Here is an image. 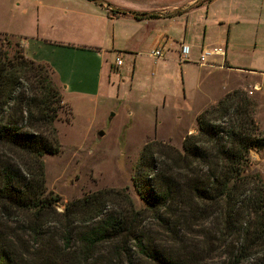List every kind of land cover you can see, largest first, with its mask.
<instances>
[{
    "label": "rangeland",
    "instance_id": "obj_1",
    "mask_svg": "<svg viewBox=\"0 0 264 264\" xmlns=\"http://www.w3.org/2000/svg\"><path fill=\"white\" fill-rule=\"evenodd\" d=\"M14 3V0H0V31L13 29ZM190 11L186 22L197 27L200 38L204 35V44L219 41L224 32L214 24L210 12L204 21L205 5ZM177 21L183 26L185 17ZM18 41L16 37L0 34L3 50L7 49V42L12 45ZM176 43L174 47L164 45L163 58L158 63L148 57L150 47L141 49L134 64L128 56H121L123 65L110 72L112 89L108 91L105 84L97 86L99 70L98 65L93 66L92 55L39 51L41 56L56 62L61 70L60 85L53 76L62 100L53 123L58 151L41 157L45 194L57 195L60 200L54 204L51 217L47 218L38 238L23 232L22 216L8 218L0 213V236L27 258L34 254L50 264H80L86 259L87 264H162L161 261L167 264H264V246L249 251V256L239 254V234L223 236L213 217L204 220L197 216L196 202L185 199L168 207L160 222L144 226V241L159 252V263L137 254L133 248L130 262L121 255L115 258L112 243L91 248L83 245L80 235L88 226L76 223L64 231L59 217L63 205L91 192L108 189L124 192L137 210L144 208V202L132 186L143 145L155 141L181 151L183 138L196 133V116L227 93L244 92L251 103L250 113L259 135L264 136V84L256 88L244 80V86L232 88L230 83L236 76L216 72L218 74L208 78L203 93L198 92L194 97V82L202 68L178 63L177 51L173 50ZM230 54L234 62L259 66L253 54H233L232 51ZM122 68L125 71L119 75ZM100 78L102 82L106 79L104 71ZM184 97L194 99L188 101ZM253 150L248 152L249 169L257 171L262 178L257 164L250 158ZM15 162L9 152L0 150V165H15Z\"/></svg>",
    "mask_w": 264,
    "mask_h": 264
},
{
    "label": "trees",
    "instance_id": "obj_2",
    "mask_svg": "<svg viewBox=\"0 0 264 264\" xmlns=\"http://www.w3.org/2000/svg\"><path fill=\"white\" fill-rule=\"evenodd\" d=\"M6 48H0V150L16 162L0 165V213L22 216L23 232L38 238L60 200L45 194L41 157L58 151L53 123L61 94L48 65L26 58L19 41L7 42ZM250 105L242 90L227 93L196 116V133L183 138L181 151L160 142L145 143L132 176L145 207L137 210L124 192H91L63 205L59 217L64 231L76 223L88 226L80 235L83 245L112 243L115 258L121 255L130 262L133 248L159 263V252L144 241V226L160 222L168 207L185 199L196 202L197 216L213 217L223 236L239 234V254L249 256V251L263 247L264 185L260 174L249 169L248 152L264 148V136L259 135ZM30 255L27 258L0 236V264H50Z\"/></svg>",
    "mask_w": 264,
    "mask_h": 264
},
{
    "label": "crops",
    "instance_id": "obj_3",
    "mask_svg": "<svg viewBox=\"0 0 264 264\" xmlns=\"http://www.w3.org/2000/svg\"><path fill=\"white\" fill-rule=\"evenodd\" d=\"M14 1L12 14L15 25L10 32L0 31V34L18 38L26 58L46 64L51 70L55 69L59 75L52 71L58 84L61 78L60 66L41 56L39 51L92 55L93 66L98 65L99 70L97 86L105 84L108 91L112 89L110 72L123 65L121 56H128L130 63L134 64L141 49L150 47L147 55L154 63H158L163 58L164 45L174 47V42H177L173 50L177 51L178 63L194 64L202 68L194 82V97L198 92L203 93L211 75L220 72L225 76H236H233L230 83L232 88L244 86V80L256 88L264 84V0H211L202 3L205 5L204 21L210 12L214 24L224 32L218 38L219 41L206 44L204 35L201 38L198 36L197 27L186 22L190 9L202 5L194 6L201 0H103L105 4L90 0ZM109 9L144 15L112 14ZM192 15L196 21L194 12ZM182 16L185 22L180 26L177 20ZM180 45L188 46V61H179ZM214 45L225 46L226 54L222 64L217 61V66L198 65L196 59L200 50ZM155 49H160L161 56L158 58L151 56ZM231 51L233 54L255 55L259 66L234 62ZM116 57L121 61L119 66L114 64ZM102 71L105 72V83L100 78ZM124 71L122 68L119 75ZM194 97L184 99L192 101ZM250 158L257 164L264 185V150H253Z\"/></svg>",
    "mask_w": 264,
    "mask_h": 264
},
{
    "label": "built area",
    "instance_id": "obj_4",
    "mask_svg": "<svg viewBox=\"0 0 264 264\" xmlns=\"http://www.w3.org/2000/svg\"><path fill=\"white\" fill-rule=\"evenodd\" d=\"M189 48L186 45H180L179 49V61H188ZM226 49L223 45H214L206 48H202L197 56L196 63L198 65L217 66L222 64L225 57ZM151 56L158 58L161 56L160 49H155L151 52ZM219 61V64L217 63ZM114 64L119 66L121 61L118 57L114 59Z\"/></svg>",
    "mask_w": 264,
    "mask_h": 264
},
{
    "label": "water",
    "instance_id": "obj_5",
    "mask_svg": "<svg viewBox=\"0 0 264 264\" xmlns=\"http://www.w3.org/2000/svg\"><path fill=\"white\" fill-rule=\"evenodd\" d=\"M90 1H93V2H96V3H101V4H105V2L103 0H90ZM112 8V7H110ZM119 12H123V13H128L132 16H143L144 14H137L135 12H131V11H126V10H122V9H117Z\"/></svg>",
    "mask_w": 264,
    "mask_h": 264
}]
</instances>
